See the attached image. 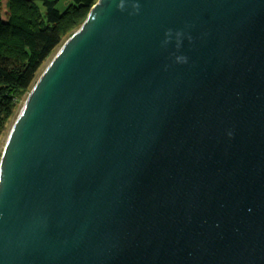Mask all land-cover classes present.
<instances>
[{
  "label": "water",
  "instance_id": "95a60500",
  "mask_svg": "<svg viewBox=\"0 0 264 264\" xmlns=\"http://www.w3.org/2000/svg\"><path fill=\"white\" fill-rule=\"evenodd\" d=\"M0 264H264V0H98L9 131Z\"/></svg>",
  "mask_w": 264,
  "mask_h": 264
},
{
  "label": "trees",
  "instance_id": "16d2710c",
  "mask_svg": "<svg viewBox=\"0 0 264 264\" xmlns=\"http://www.w3.org/2000/svg\"><path fill=\"white\" fill-rule=\"evenodd\" d=\"M97 1L0 0V139L8 134L17 109L41 76L40 70L80 29ZM72 28L76 31L64 41Z\"/></svg>",
  "mask_w": 264,
  "mask_h": 264
},
{
  "label": "rangeland",
  "instance_id": "374dc122",
  "mask_svg": "<svg viewBox=\"0 0 264 264\" xmlns=\"http://www.w3.org/2000/svg\"><path fill=\"white\" fill-rule=\"evenodd\" d=\"M62 6H63V1L60 2V4H59L58 7H59V8H62ZM6 11H7V8H6V6H5V2H3V15H4V16H5V14H6ZM75 31H76L75 28H72L71 30H68V31L66 32L65 36H64V41L67 40V39L71 36V34H73ZM72 32H73V33H72ZM58 50H59V49H57V50L51 55V57H50V58L48 59V61L45 63L44 67L40 70V74L43 73V71L45 70V68L48 66V64H49V63L52 61V59L55 57V55H56V53L58 52ZM26 99H27V98L24 99V101L22 102V104H20V107L17 109V111H16V116H15L14 119L12 120V125H11L9 131L11 130V128H12V126H13V123H15V121H16V119H17V117H18V115H19V113H20V111H21V109H22V107H23V105H24ZM8 135H9V132H8L7 135H4V136L0 139V158H1V155H2V152H3V148H4V146H5V143H6V140H7Z\"/></svg>",
  "mask_w": 264,
  "mask_h": 264
},
{
  "label": "clouds",
  "instance_id": "9594fccd",
  "mask_svg": "<svg viewBox=\"0 0 264 264\" xmlns=\"http://www.w3.org/2000/svg\"><path fill=\"white\" fill-rule=\"evenodd\" d=\"M177 35L179 36V33ZM178 59H180V58L178 57ZM184 59L186 60V58H184ZM229 135H231V133H229Z\"/></svg>",
  "mask_w": 264,
  "mask_h": 264
}]
</instances>
